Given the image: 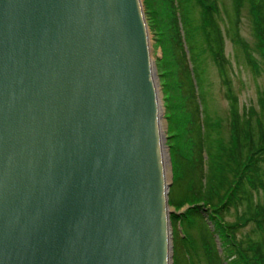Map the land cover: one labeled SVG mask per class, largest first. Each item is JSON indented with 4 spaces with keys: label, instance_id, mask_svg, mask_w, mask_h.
<instances>
[{
    "label": "water",
    "instance_id": "1",
    "mask_svg": "<svg viewBox=\"0 0 264 264\" xmlns=\"http://www.w3.org/2000/svg\"><path fill=\"white\" fill-rule=\"evenodd\" d=\"M150 39L143 0H0V264H174Z\"/></svg>",
    "mask_w": 264,
    "mask_h": 264
},
{
    "label": "trees",
    "instance_id": "2",
    "mask_svg": "<svg viewBox=\"0 0 264 264\" xmlns=\"http://www.w3.org/2000/svg\"><path fill=\"white\" fill-rule=\"evenodd\" d=\"M246 4L250 5L256 49L264 64V0H171L173 11L165 29L184 100L186 115L183 113L180 124L187 131L190 149L188 153L181 150L175 154L177 174L170 187V204H196L188 210L190 219L185 218L182 227L190 229L204 223L209 228L216 251L210 257L205 245L208 264H264V90H259V110L250 106L241 111L225 54L228 38L238 61L250 67L256 77L260 74L261 64L241 35V15ZM196 7L199 14L194 18ZM202 53L214 60L226 88L232 132L229 140L221 134V122H215L216 137L202 116ZM176 130L178 125L171 132ZM232 212L234 220L228 221L226 215ZM171 220L177 225V213ZM176 235L174 264L179 255L186 264H200L197 241L190 233Z\"/></svg>",
    "mask_w": 264,
    "mask_h": 264
},
{
    "label": "rangeland",
    "instance_id": "3",
    "mask_svg": "<svg viewBox=\"0 0 264 264\" xmlns=\"http://www.w3.org/2000/svg\"><path fill=\"white\" fill-rule=\"evenodd\" d=\"M171 0H143L146 17L150 28V40L152 46V59L155 62L157 79L159 82L160 98L162 103V123L161 134L163 144L167 152V182L173 184L174 176L177 174V165L175 154L178 151L184 150L186 153L190 151L189 142L186 134V129L180 124L184 117V109L182 108L183 98L180 94V90L177 84V78L175 74L176 63L173 61V56L168 49V42L166 39V26L168 24L169 16L173 11ZM228 2V0H225ZM194 18H197L199 14V8L196 7V11L193 10ZM241 20V35L247 40L252 49L256 59L261 64V72L256 77L254 72L246 64L240 63L236 56L234 45L230 39H226L225 54L230 61V69L232 75V82L235 91L239 97V103L241 111L250 106H254L257 110L261 108V102L259 101V90H264V64L261 59L260 53L256 49V37L253 29V17L250 13V5L246 4L242 10ZM202 76L204 79L202 85V94L204 96L203 117L210 125L212 131L215 132L216 137L219 136L217 129H215V122L222 123L221 134L225 140H229L231 136V115H230V103L226 97V88L223 85L222 77L220 76L218 66L207 54L200 55ZM197 65V64H196ZM179 122V123H178ZM178 123V124H177ZM178 125L179 130L171 132L174 126ZM183 127V128H182ZM176 159V160H175ZM195 203L186 202L184 205L178 207L171 205L169 207L170 217L172 219L173 214L177 213L178 222L177 225L172 222V236L174 241L178 239L177 233L182 236L185 233H190L191 236L197 241L199 247V259L200 264H208L207 262V249H210V257L215 256L216 241L212 237L209 228L204 224H198L192 226L190 229L187 226L182 227L184 219H190V215L187 214L188 210L195 206ZM228 221L234 220V214L226 215ZM192 225V223H190ZM184 241V240H183ZM219 246L221 243L217 240ZM179 255V254H178ZM175 263V262H174ZM177 264H186L179 255V261Z\"/></svg>",
    "mask_w": 264,
    "mask_h": 264
},
{
    "label": "bare ground",
    "instance_id": "4",
    "mask_svg": "<svg viewBox=\"0 0 264 264\" xmlns=\"http://www.w3.org/2000/svg\"><path fill=\"white\" fill-rule=\"evenodd\" d=\"M161 108V107H160ZM162 111V110H161ZM163 112V111H162ZM162 117V116H161ZM160 117V122L162 123V118ZM168 155H167V152L165 151V159H164V161L166 162V170H165V175H168V172H167V157Z\"/></svg>",
    "mask_w": 264,
    "mask_h": 264
}]
</instances>
